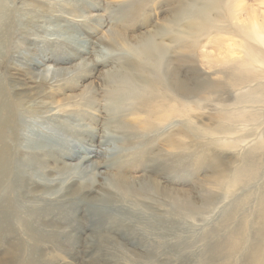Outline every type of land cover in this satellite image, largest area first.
<instances>
[{
	"label": "rangeland",
	"instance_id": "1",
	"mask_svg": "<svg viewBox=\"0 0 264 264\" xmlns=\"http://www.w3.org/2000/svg\"><path fill=\"white\" fill-rule=\"evenodd\" d=\"M123 1L126 0H0V92L3 90L16 124V128L6 131L10 179L3 182L0 190V207L10 206L18 218L16 233L11 235L21 244L23 261L31 259L32 264H242L243 249L231 253L221 249L229 235L239 233L243 217L248 222L253 219L259 191L264 186V157L256 179L228 193L216 179L230 173L237 160L235 151L203 139L187 142L183 149L175 151L162 141H150L144 149L148 152L135 169H130L131 178L124 183L131 194L108 189L107 185L123 175L126 162L130 165L139 132L133 116L129 121L118 113L104 122L105 106L125 91L108 93L116 86L118 73L108 75L121 68L118 69V63L104 64L101 57L119 49L112 52L103 42L109 35L106 28H99L92 21L84 27L80 21L93 16V21L116 29L122 24L116 19H121L125 10ZM244 1L256 9L262 3ZM259 7L264 12V4ZM166 17L161 3L154 13L134 23L138 29L131 30L129 37L153 30ZM222 40L226 44L219 46L220 50L227 45ZM125 50L121 48V52ZM75 52L86 63L93 62L94 67L77 70L81 60H75ZM198 52L221 59L216 45L209 42L203 43ZM37 62L63 68L64 75L42 81L37 78L42 68L36 66ZM196 65L203 74L208 73L199 62ZM87 91H91L94 101V109L89 112L97 117V130L71 107ZM20 93L27 95L21 109L16 100ZM241 93H247V89ZM220 94V100L213 99L199 107L198 125H212L216 110L221 105L233 104L230 90ZM252 108L255 112L264 105ZM102 130L111 134L112 145L119 149L118 156L111 161L99 153L90 161L89 165L108 162L113 167L102 168V178L94 184L100 192L92 196L100 203L76 204L78 198L87 196L81 189L89 183L81 159L93 156L87 155L94 152L89 149L90 144L99 147L100 141L110 138L102 135ZM240 131L234 137L243 136L241 148L249 147L258 138L264 142L263 120L245 124ZM90 132L95 133L91 138ZM176 176L181 183H173ZM159 183L166 191L179 190L182 202H174L160 190ZM67 186L80 189L72 196L75 199L71 206L62 198ZM108 190L114 195L106 201L104 192ZM11 224L16 225L14 220ZM97 229L109 239L101 247L96 239ZM8 243L4 238L0 244V259L9 248ZM249 244L248 239L247 247Z\"/></svg>",
	"mask_w": 264,
	"mask_h": 264
},
{
	"label": "bare ground",
	"instance_id": "2",
	"mask_svg": "<svg viewBox=\"0 0 264 264\" xmlns=\"http://www.w3.org/2000/svg\"><path fill=\"white\" fill-rule=\"evenodd\" d=\"M161 3L166 8L167 14L163 23L156 24L153 30H144L130 38L128 33L138 29V27L134 28V23L147 18L151 12L154 13L156 6ZM122 4H126L125 10L121 19H116L122 24L116 29L107 27V24L101 21H93V16L84 17L80 21V25L84 27H88L89 21H92L97 22L99 28H106L109 35L106 39L103 38V42L108 44L112 52L119 49L114 54L105 53L101 57L104 59V64L118 63V69L121 68L120 71L113 70L108 75L118 73L116 86H113L108 93L125 91V94L114 96L105 106L104 122L114 119L118 113L129 121L133 116L134 127L139 132V142L133 150L130 165L126 162L127 168L123 175L118 180H114L112 185H107L108 189L114 188L122 195L131 194L124 183L131 178L130 169H135L140 164L139 159L148 152L144 149L148 148L147 144L150 141H162L168 149L175 151L183 149L187 142L200 139L220 143L224 148L236 152L237 160L234 167L226 176L217 178V184L227 189L228 193H232L238 187L244 188L249 185L263 168L261 160L264 157V142L262 138H258L249 147L241 148L243 136L236 137V134L241 133L240 130L245 124L264 121V108L255 112L250 110L253 109L252 105H264V12L259 9V6L264 4V0L257 9L249 7L244 0H126ZM169 5L171 7L168 9ZM72 8L69 12H72ZM222 39L227 41L224 50L218 49L219 46L226 44ZM207 42L216 45L218 57L221 59H213L206 52L199 54V48ZM52 45L57 46L54 42ZM121 48L126 50L121 52ZM74 58L81 60V68L77 70L87 68L88 65L94 67L93 62L86 63L79 52L74 53ZM49 61L47 59V62ZM197 62L208 73L203 74L196 65ZM36 66L42 67L39 73L37 72V78L40 77L42 81H52L64 75L61 73L63 68L56 69L50 64L41 62H37ZM244 89H247V93H241ZM229 90L234 95L233 104L221 105L215 112L212 125H198L199 107L213 99L220 100L218 98L221 96L220 93ZM26 97L27 95L23 93L17 94L19 109ZM5 102L2 90L0 92V190L3 182L10 179L8 169L10 160L7 159L5 145L9 137L6 131L8 128H16ZM92 103L94 101L91 91H87L71 107L78 117L89 119L94 130H97L99 126L97 117L89 112L94 109L95 105ZM101 132L102 135H109L111 139L100 141L99 147L90 144L89 149L94 152L87 155L93 156H85L81 159L82 171L88 174L89 183L81 189L82 194L87 196L78 198L76 204L98 205L100 201H96L97 197L92 195L100 191L95 189L94 184L99 183V179L102 178V168L113 167L108 162L89 165L90 161L99 153L111 161L118 156L119 149L112 145L111 134L105 130ZM91 134L95 133L90 132V138ZM103 138L105 137L102 136ZM144 138L147 140H143ZM90 142L93 143L91 140ZM63 167L66 168L65 165ZM78 168L80 167L76 169ZM181 181L178 176L173 178L175 184ZM158 185L160 190L168 193L174 202L181 201L182 195L180 196L179 190L166 191L161 187L162 183ZM77 187L67 186L66 193L62 196L69 206L75 199L72 196L80 190L76 191ZM259 192L252 221L248 222L247 217H243L239 233L229 235L224 248L221 249L227 253L243 249L245 255L242 264H264V186ZM104 194L106 201L112 199L114 195L111 190ZM94 217L97 218L96 215ZM11 220H14L16 225H12ZM0 225V244L4 238L9 240V248L0 259V264H32L31 259L23 261L20 254L21 244L11 235L16 233L18 218L15 210L10 206L0 207ZM98 230H96L98 235L96 239L101 247L107 244L109 239L106 234H100ZM248 239L250 244L247 247ZM98 253L101 254L100 251Z\"/></svg>",
	"mask_w": 264,
	"mask_h": 264
}]
</instances>
